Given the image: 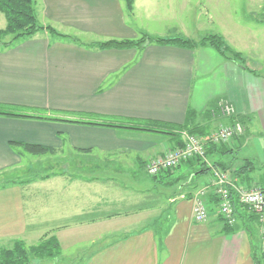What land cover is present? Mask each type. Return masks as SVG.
Returning <instances> with one entry per match:
<instances>
[{
    "label": "crops",
    "instance_id": "1",
    "mask_svg": "<svg viewBox=\"0 0 264 264\" xmlns=\"http://www.w3.org/2000/svg\"><path fill=\"white\" fill-rule=\"evenodd\" d=\"M182 5L135 0L129 12L124 0H36L38 23L77 41L43 30L0 44V104L65 119L97 114L174 124H183L190 110L193 124L210 135L229 124L220 112L229 102L244 134L211 151L210 171L191 176L198 167L184 166L171 183L150 177L146 165L177 146L173 136L0 116V248L53 233L61 257L45 264H264L258 217L247 208L236 214L231 232L224 230L212 197L211 219L193 220V198L211 183L213 170L229 176L236 202L238 191L264 189V77L210 47L99 48L144 34L200 40L205 29L179 12ZM3 19L0 13V29L6 27ZM149 24L160 28L154 32ZM11 142L52 147L65 165L60 173L8 177L28 158ZM85 153L92 163L81 166ZM44 182L51 184L40 188ZM112 191L137 198L121 209L112 205ZM40 225L50 229L39 236Z\"/></svg>",
    "mask_w": 264,
    "mask_h": 264
},
{
    "label": "trees",
    "instance_id": "2",
    "mask_svg": "<svg viewBox=\"0 0 264 264\" xmlns=\"http://www.w3.org/2000/svg\"><path fill=\"white\" fill-rule=\"evenodd\" d=\"M126 8L129 12L134 9L135 0H124ZM0 13L5 16L6 27L0 29V44L9 46L15 42L23 39H28L36 35L38 32L43 30H48L51 34H56L60 37L70 38L73 41H77L75 38L62 35L58 33L52 27H43L38 23L37 12H36V0H0ZM156 43L160 45H174L186 49H197L200 47H210L216 50L222 57L227 60L234 61L241 65L245 70L255 72L250 70L246 66V61L240 52L235 51L225 40L222 35L219 34H209L202 37L200 40L195 41L191 39L184 38L183 36H175L168 38L161 37H151L144 34L138 40H124V41H107L99 43V48L101 49H142L149 44ZM193 111H188L187 118L183 124H174L163 121L156 120H144V119H133V118H119L110 117L104 115L90 114L83 115L77 114L72 119L63 118L55 113L50 115L46 114L41 109H29L21 106H9L0 104V116L6 117H19V118H35L44 119L52 121H67L72 123L86 124L92 126L106 127L115 130H131V131H142L149 133H157L163 135H170L178 138V144L173 149L182 148L185 145V139L182 135L183 131H187L191 135H196L201 138L207 139L209 134L208 130L200 125H194L191 117L193 116ZM236 121L241 122L238 118H229V124H233ZM242 123V122H241ZM11 145L20 146L28 154L33 156H45L47 154H56V150L52 147L30 144L23 142H11ZM208 145V144H207ZM224 145V144H221ZM221 145H208L206 150L207 159L211 154L212 150ZM207 161L201 159L198 156L185 161L181 166L175 169L165 170L159 173L158 176L152 177L154 179L163 178L165 182L170 181L171 183L177 182L176 172H179L182 167L196 166L198 167L193 173L198 175V171L208 172L210 168L206 166ZM247 168L246 166L244 167ZM183 178L182 175H180ZM184 178H187L184 177ZM162 180V179H161ZM210 185V184H209ZM207 185V186H209ZM205 186V187H207ZM204 187V188H205ZM203 189V188H202ZM201 190V189H200ZM215 199L216 207L219 204V198L215 194H209L207 196V202L209 198ZM234 200V195H232ZM234 210L237 214L240 209H246V207L241 206L238 201L234 200ZM248 209V208H247ZM249 210V209H248ZM254 217H257L254 214ZM221 218V217H220ZM222 220V219H221ZM224 230L231 232L234 227H230L227 224H223ZM61 255V246L58 238L52 233L46 234L41 238L37 245L27 247L23 241H16L12 248H2L0 249V264H37L44 261H56ZM263 259V258H262ZM264 262V261H263ZM260 264V263H258Z\"/></svg>",
    "mask_w": 264,
    "mask_h": 264
},
{
    "label": "rangeland",
    "instance_id": "3",
    "mask_svg": "<svg viewBox=\"0 0 264 264\" xmlns=\"http://www.w3.org/2000/svg\"><path fill=\"white\" fill-rule=\"evenodd\" d=\"M179 1H183V10H179V12L185 13L186 18L191 17L190 22L192 25H197L198 23L202 24V29H205L204 34H200L202 37L209 34L222 35L233 49L243 55L246 64L250 68L259 71L261 76L264 77V0ZM186 1L190 3V5L185 9L184 2ZM208 14L213 17L212 21L209 20ZM3 20V22H5V19ZM209 22L211 23L209 24ZM149 25L154 32L160 28V26ZM23 151L25 150L23 149ZM84 155L85 157L82 158V164L79 163L81 166L92 163V157L87 156V153ZM27 156L28 158H25L24 162L20 164V170L15 172L9 171L7 174L8 177L14 179H28L36 174H51L53 172L60 173L62 171L61 166L65 165V163L61 162L63 158L59 157V155L47 154L45 156H33L27 153ZM68 165H72L74 168L77 164L69 162ZM55 182L54 179L52 184L56 185ZM50 184V182H44L40 188H46ZM84 186L85 185L82 187L84 188ZM102 196L106 198L107 194L104 193ZM109 196L112 205H118L121 209L126 208L127 204L131 202L132 199L137 198L134 194L124 191H112ZM49 229L50 228L47 226L40 225V228L37 229L36 235H43ZM31 240L32 242L30 243L32 244L27 241L23 242L27 247H30L37 245L41 238L36 236V238L33 237ZM7 245L9 244H4V246ZM13 245L14 244L4 248H12ZM74 262L79 264L80 260L76 259ZM45 263L46 261L41 263L37 261V264Z\"/></svg>",
    "mask_w": 264,
    "mask_h": 264
},
{
    "label": "built area",
    "instance_id": "4",
    "mask_svg": "<svg viewBox=\"0 0 264 264\" xmlns=\"http://www.w3.org/2000/svg\"><path fill=\"white\" fill-rule=\"evenodd\" d=\"M220 112L227 118L236 117L237 114L235 107L229 102H224L220 105ZM244 130L243 124L236 121L233 124L220 127L212 132L207 139L183 131L185 138L184 147L169 150L165 154L151 159L146 166L147 174L150 177H156L165 170L178 168L183 162L195 156L207 161L206 150L209 144H226L235 137L243 135ZM211 193L219 198L217 210L218 216L221 217L223 224L234 227L236 224V214L234 210V200L232 198V183L229 176L219 170H213V179L210 185L199 190L193 198L194 222L203 224L211 219L212 212L207 202V196ZM237 197L238 203L241 206L248 208L258 217L263 243L262 258L264 261V189L253 188L238 191Z\"/></svg>",
    "mask_w": 264,
    "mask_h": 264
}]
</instances>
